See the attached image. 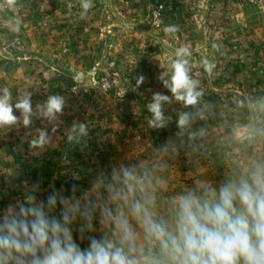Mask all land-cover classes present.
Segmentation results:
<instances>
[{
  "label": "rangeland",
  "instance_id": "1",
  "mask_svg": "<svg viewBox=\"0 0 264 264\" xmlns=\"http://www.w3.org/2000/svg\"><path fill=\"white\" fill-rule=\"evenodd\" d=\"M92 2L83 18L81 0H17L15 9L0 10V89L8 87L13 101L32 92L34 109L49 95L66 99L55 132L38 116L30 128H0V213L33 185L38 201L53 190L70 196L73 185L87 189L120 162H143L159 178L166 213L168 197L264 164V0ZM17 17L22 23L13 31L8 25ZM173 25L178 32H165ZM184 44L191 45V75L204 95L192 108L173 98L164 105L172 119L151 129L146 105L154 92L171 95L160 76ZM205 58L215 64L211 76ZM141 75L146 79L137 87ZM180 111L194 114L183 132ZM74 121L89 126L80 145L66 142ZM37 128L52 136L43 149L30 145Z\"/></svg>",
  "mask_w": 264,
  "mask_h": 264
},
{
  "label": "clouds",
  "instance_id": "2",
  "mask_svg": "<svg viewBox=\"0 0 264 264\" xmlns=\"http://www.w3.org/2000/svg\"><path fill=\"white\" fill-rule=\"evenodd\" d=\"M16 4L17 0H3L0 10L15 9ZM93 6L92 0H81V18ZM21 23L17 17L8 26L18 31ZM178 31L176 25L165 28L167 33ZM191 55V45H182L163 74L168 78L160 76L171 95L152 94L146 105L149 128L167 126L172 117L165 115L164 105L173 98L184 108L199 105L204 90L191 75ZM201 64L211 76L215 64L207 58ZM145 79L139 76L137 87ZM31 98L32 92L24 91L13 101L8 87L0 89V128H30L38 116L53 124L55 132L65 97L49 95L35 109ZM177 116L181 132L194 120L188 111ZM35 131L33 148L51 144L46 129ZM65 136L68 144L80 145L89 136V126L74 121ZM37 191L38 185H33L23 201L0 213V264H264V164L257 163L218 185L199 182L168 197L166 213L160 211L159 178L143 162H120L110 173H98L87 189L73 185L70 196L63 189L53 190L46 202L38 201ZM74 231L81 241L88 240L87 248L79 246ZM97 231L99 238L90 235Z\"/></svg>",
  "mask_w": 264,
  "mask_h": 264
}]
</instances>
